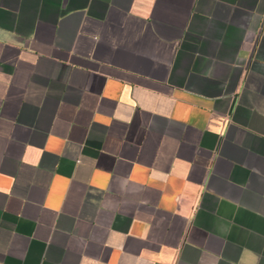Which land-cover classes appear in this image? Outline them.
<instances>
[{"label": "crops", "instance_id": "1", "mask_svg": "<svg viewBox=\"0 0 264 264\" xmlns=\"http://www.w3.org/2000/svg\"><path fill=\"white\" fill-rule=\"evenodd\" d=\"M0 264H264V0H0Z\"/></svg>", "mask_w": 264, "mask_h": 264}]
</instances>
